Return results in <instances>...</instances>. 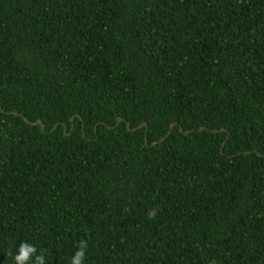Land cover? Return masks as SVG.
<instances>
[{"label":"trees","instance_id":"1","mask_svg":"<svg viewBox=\"0 0 264 264\" xmlns=\"http://www.w3.org/2000/svg\"><path fill=\"white\" fill-rule=\"evenodd\" d=\"M0 105V264H264V0H0Z\"/></svg>","mask_w":264,"mask_h":264},{"label":"clouds","instance_id":"2","mask_svg":"<svg viewBox=\"0 0 264 264\" xmlns=\"http://www.w3.org/2000/svg\"><path fill=\"white\" fill-rule=\"evenodd\" d=\"M149 215L154 217L156 215V209H152ZM87 247V241H79L77 251L73 254L70 259V264H84V258ZM37 253L38 250L34 245L22 242L18 246L17 252L12 257L13 264H46L45 255L43 253Z\"/></svg>","mask_w":264,"mask_h":264},{"label":"water","instance_id":"3","mask_svg":"<svg viewBox=\"0 0 264 264\" xmlns=\"http://www.w3.org/2000/svg\"><path fill=\"white\" fill-rule=\"evenodd\" d=\"M0 110L4 111L3 108L1 107V105H0ZM9 113H11V114H15V115H21V116L26 120L27 123L32 124V125H41V127H42L43 130H44V128H45V124H44L41 120H38V121H36V122H32L31 120H29L28 118H26L24 115L20 114L19 112H16V111H10ZM122 121H124V119H123V118H119V119H118V122H117V125H118L119 123H121ZM58 125H59V124H56V125L54 126L53 129H56V128L58 127ZM175 125H176V123H173V124L171 125V127H170V129H169L167 135L164 136V137H162L159 141H154V142L152 143V146L156 145L158 142H162V141H164V140H165V139H166V138L172 133L173 128H174ZM143 126H147V122H143L142 124L138 125V126L135 127V128H132L131 125H130L129 123H127V127H128L129 130H137V129H139V128H142ZM65 129H66V127H65ZM181 130H183L182 127H181ZM187 133H188V132H187ZM146 144H148V134L146 135ZM224 146H225V143H223L222 151H223V149H224Z\"/></svg>","mask_w":264,"mask_h":264}]
</instances>
